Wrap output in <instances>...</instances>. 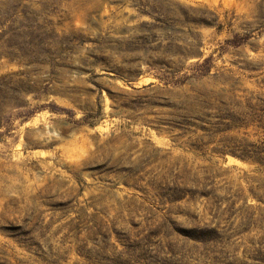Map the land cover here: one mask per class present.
Masks as SVG:
<instances>
[{
	"label": "rangeland",
	"instance_id": "obj_1",
	"mask_svg": "<svg viewBox=\"0 0 264 264\" xmlns=\"http://www.w3.org/2000/svg\"><path fill=\"white\" fill-rule=\"evenodd\" d=\"M0 264H264V0H0Z\"/></svg>",
	"mask_w": 264,
	"mask_h": 264
},
{
	"label": "trees",
	"instance_id": "obj_2",
	"mask_svg": "<svg viewBox=\"0 0 264 264\" xmlns=\"http://www.w3.org/2000/svg\"><path fill=\"white\" fill-rule=\"evenodd\" d=\"M188 56L186 57V59L188 60ZM202 57V56H201ZM201 57L198 59V61L196 62V72L198 73V76H204L207 73L210 72L211 70V63H212V58L208 57V58H204L201 61ZM183 70V68H175V70L173 72H169L168 74H161L159 75V79L164 81L165 86H179L185 83V79H183L182 77H179L178 75L180 74V72ZM152 85V84H150ZM149 85V86H150ZM145 87V86H144ZM185 118L182 121H176V120H171L169 121L170 123V132L174 131L175 129H180L181 132H179V136H184L187 133L190 134H197L198 130H196L198 127L203 129L204 131L207 130V128L205 126H201L200 124H197L194 120H192V115L189 113L184 115Z\"/></svg>",
	"mask_w": 264,
	"mask_h": 264
}]
</instances>
